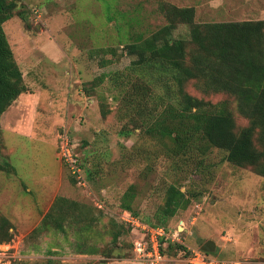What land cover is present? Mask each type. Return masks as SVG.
I'll list each match as a JSON object with an SVG mask.
<instances>
[{
  "label": "rangeland",
  "instance_id": "rangeland-1",
  "mask_svg": "<svg viewBox=\"0 0 264 264\" xmlns=\"http://www.w3.org/2000/svg\"><path fill=\"white\" fill-rule=\"evenodd\" d=\"M17 3L25 18L16 13L3 26L29 90L0 117V164L8 159L16 167L0 170V212L14 233L0 244V264H148L134 252L136 233L121 222L122 202L159 224L171 183L191 202L161 224L179 232L182 244L162 264H192L193 250L208 240L216 243L208 252L214 260L263 264L264 176L231 163L219 148L200 164L175 155L170 137L162 141L136 125L137 107L121 99L111 77L136 58L129 45L138 35L169 23L162 3L194 6L195 21L204 23L264 19V0ZM173 35L190 39V25L178 24ZM187 90L227 100L238 127L249 123L231 94L205 93L193 81ZM101 105L110 110L106 117ZM65 136L88 166L81 165V177L61 158ZM60 196L70 203L56 204Z\"/></svg>",
  "mask_w": 264,
  "mask_h": 264
},
{
  "label": "trees",
  "instance_id": "trees-1",
  "mask_svg": "<svg viewBox=\"0 0 264 264\" xmlns=\"http://www.w3.org/2000/svg\"><path fill=\"white\" fill-rule=\"evenodd\" d=\"M17 8V0H0V117L29 90L3 26L16 13L25 18ZM161 9L169 23L147 36L138 35L129 45L136 58L111 77L123 92L121 99L137 107L136 125L162 141L170 137L174 154L188 162L200 164L212 148H219L231 163L264 176V19L198 23L194 6L162 3ZM180 23L190 25V39L174 37ZM190 81L205 93L234 96L249 123L238 127L227 100L213 103L190 93ZM109 112L101 105L102 116ZM0 170L15 173L16 167L5 159ZM60 201L70 203L61 196L56 204ZM190 202L186 191L169 184L157 214L159 224ZM121 210L137 215L126 198ZM51 215L52 211L44 219ZM11 228L10 219L0 212V244L13 239ZM175 246L182 244L171 242L163 251Z\"/></svg>",
  "mask_w": 264,
  "mask_h": 264
},
{
  "label": "built area",
  "instance_id": "built-area-1",
  "mask_svg": "<svg viewBox=\"0 0 264 264\" xmlns=\"http://www.w3.org/2000/svg\"><path fill=\"white\" fill-rule=\"evenodd\" d=\"M63 142L62 160L65 161L74 175L81 177L84 170H81L82 164L78 162V156L74 151L73 143L67 136L63 138ZM119 216L121 222L129 228H132V231L136 233L137 236H133L134 252L137 254L138 259L145 263L162 264L168 257L167 253L163 251V246L167 247L171 242L180 243L181 241L179 232L169 233L164 225L149 223L142 215H136L130 210H123ZM134 229L138 230L139 235ZM190 261L192 264H220V262L225 264L223 261L214 260L207 251L202 249L193 250ZM239 264H242V262H239ZM247 264H259V262H249Z\"/></svg>",
  "mask_w": 264,
  "mask_h": 264
},
{
  "label": "water",
  "instance_id": "water-1",
  "mask_svg": "<svg viewBox=\"0 0 264 264\" xmlns=\"http://www.w3.org/2000/svg\"><path fill=\"white\" fill-rule=\"evenodd\" d=\"M215 246H216V243L214 240H208L202 245L201 249L207 252H211V251H214Z\"/></svg>",
  "mask_w": 264,
  "mask_h": 264
}]
</instances>
